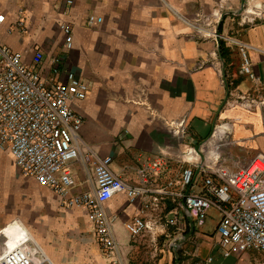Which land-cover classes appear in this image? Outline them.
<instances>
[{
    "label": "crops",
    "instance_id": "obj_1",
    "mask_svg": "<svg viewBox=\"0 0 264 264\" xmlns=\"http://www.w3.org/2000/svg\"><path fill=\"white\" fill-rule=\"evenodd\" d=\"M216 1H229V6L217 22L218 36H213L208 32L215 30L209 21ZM234 1H241V8L232 7ZM243 1L264 0H0L5 15L2 43L19 51L48 82L64 79V72L71 71L87 83L85 98L72 103L83 117V142L124 181L139 184V170L150 172L148 194L129 202L118 193L103 204L106 215L113 217L122 264H163L169 255L157 254L158 247L162 252L167 245L196 238V226L204 224L206 214L197 224L174 191L190 147H198L223 126L227 130L221 131V140L230 143L223 144L222 162L228 167L244 165L264 152V9L258 15L247 13ZM88 14L102 21L86 26ZM18 17L24 20V30L15 27ZM61 22L71 26L69 49L64 47ZM241 44L247 45L255 78L239 72ZM35 49L43 55L38 64L32 61ZM54 57L60 58L55 75ZM85 154L81 148L80 156L69 162L72 193L89 189L87 165L96 160L90 157L85 163ZM200 186L199 179L187 190L198 191ZM144 203L155 206L141 212ZM71 209L49 188L22 175L9 152L0 149V230L15 220L28 221L31 227L41 224L46 237L55 239L63 226L60 220L72 215V228L78 226L74 220L79 210ZM138 214L148 229L131 236L125 223ZM89 224V239L78 226L75 237L68 243L62 240L57 248L39 241L55 264H88V257L76 259L73 249H92L96 240ZM149 245L154 252H136ZM15 246L6 244L8 249Z\"/></svg>",
    "mask_w": 264,
    "mask_h": 264
},
{
    "label": "built area",
    "instance_id": "obj_2",
    "mask_svg": "<svg viewBox=\"0 0 264 264\" xmlns=\"http://www.w3.org/2000/svg\"><path fill=\"white\" fill-rule=\"evenodd\" d=\"M4 21L5 15L0 13V26ZM101 21L100 16L88 14L85 25L93 27ZM59 26L64 35V47L69 49L71 26L67 22ZM15 27L25 29L22 17H18ZM208 34L218 36L215 30ZM245 49L247 45L241 44L243 62L239 72L255 78ZM42 56L41 50L35 49L33 63H40ZM59 59H52L54 75L58 72ZM87 90V83L71 71L64 72V79L46 81L39 71L24 62L19 51L0 41V149L9 152L22 175L49 188L62 206L83 209L93 226L95 240L107 257L106 264H122L113 217L106 215L103 204L118 193H124L129 202L148 194L150 172L139 170V184L124 181L83 142L79 132L83 117L74 110L72 103L84 99ZM214 133L199 143L198 150L188 149L187 165L181 169L174 191L184 207L192 212L197 224H202L206 209L214 207L217 210L216 246L222 257L244 252L264 255V152L255 154L244 165L230 168L219 160L218 154L209 151L213 141L225 134ZM81 148L86 150L85 163L90 157L96 161L87 165L89 189L72 193L73 181L68 166L80 156ZM199 179L200 190L188 191L187 186L197 184ZM154 206L144 203L141 212ZM168 222L174 223L172 219ZM125 229L131 236H137L147 230L148 225L138 214L125 223ZM0 264L55 263L37 242L22 236L11 249L5 244L0 252ZM257 264H264V261Z\"/></svg>",
    "mask_w": 264,
    "mask_h": 264
},
{
    "label": "rangeland",
    "instance_id": "obj_3",
    "mask_svg": "<svg viewBox=\"0 0 264 264\" xmlns=\"http://www.w3.org/2000/svg\"><path fill=\"white\" fill-rule=\"evenodd\" d=\"M228 2L227 1H216V5L214 8L215 11L211 14L212 20L210 21L211 23L209 26L211 27L214 24L215 32H217V24L219 23L222 16L224 15L223 12L228 9V6H229ZM243 2L244 4L247 3L245 6H243V9L246 10L247 13L258 15L260 11L264 9V1H243ZM234 4L236 7L241 8V1H234L232 7L234 6ZM251 6H253V9H255L253 10V12L251 10L252 9ZM198 24H196V26H198ZM199 28L201 31L202 29H205V27H202V26H199ZM208 31L209 29H207V31L203 30L205 35H207L206 32ZM224 130L226 131L227 129H224ZM221 139L222 138L214 140L213 144L209 146V148L211 149L209 148L208 149L209 151H213L214 154H218L220 157L219 160L222 161L223 156H224L222 152L223 144L229 145L230 141L226 140V143H225V142H222ZM224 157H226V155ZM233 166L238 167V165H233ZM8 209L9 207H7V210ZM76 209L79 211L76 213L74 221L75 223L78 222V226H81V227L83 226L85 230V236H87V239H89L88 238L89 234H91V226L89 224L90 222H88V219L85 217L84 212L81 211L79 208L77 207L72 208L70 211H74ZM205 214L206 215L204 219V224L202 226H196V230H195L196 233H194V235H196L195 239L186 240L184 243L180 245L177 243L174 246L167 245L164 247V250L162 252L158 250L160 248L158 247L157 251H155L157 254L164 253L166 255H169V257H167L168 260L165 261V263L163 264H257L258 262L264 261V255L255 253V252H244L242 254H237V255L232 254L228 257H222L219 251V248L216 246L217 235L214 232L215 222L217 221L218 214L216 210L212 207H210V209L208 208ZM72 218H73L72 215L70 219L67 218L69 222L65 221V219L59 221L60 225H62L61 221H63V226H60L62 227V229L61 231H57L58 232L57 235L59 236L56 235L58 238H55V239H48L46 237L47 235L45 231L46 229L44 230V228L41 229L39 227L41 226V224H39L38 226L35 223H32V227H31V223H28V221L27 222L21 221L20 223L24 227L25 233L23 234V236L30 237L35 241L37 240L36 242L45 251V245H43V243L41 242L46 241L48 247L50 249H53L52 247L57 248L58 247L57 244L60 243L62 240L68 243L67 242L68 240L70 242L73 239V237H75V235L77 234L75 229H77L78 226H75V228H72L73 226L71 224ZM7 224L8 223H6L5 225ZM81 229L82 228H80V230ZM9 240H10L9 237L5 238L3 235L0 234V252L5 247V244L10 243ZM39 240H41V242ZM95 243L96 242L94 241V243L92 244L93 245L92 249L88 248L90 247V245H87V249H84V253L81 252V249H77V248L73 249L74 257L78 259L77 256L83 255L84 257H88L87 259H85L88 261V264H106L107 257L102 255V253H100L98 247H95L96 246ZM70 247L71 246L67 244L66 246L67 252H69V250L71 249ZM136 252H139L142 254H150V252H154V247H152L151 245L139 247L136 250ZM64 257H67V254H65ZM61 264H72V263L62 262ZM140 264H154V263L146 261V262H141Z\"/></svg>",
    "mask_w": 264,
    "mask_h": 264
},
{
    "label": "bare ground",
    "instance_id": "obj_4",
    "mask_svg": "<svg viewBox=\"0 0 264 264\" xmlns=\"http://www.w3.org/2000/svg\"><path fill=\"white\" fill-rule=\"evenodd\" d=\"M223 129V126H217L214 134L217 135ZM0 233H3L4 236L9 237L12 245L15 246L25 232L23 225L19 221L15 220L3 227L0 230Z\"/></svg>",
    "mask_w": 264,
    "mask_h": 264
},
{
    "label": "water",
    "instance_id": "obj_5",
    "mask_svg": "<svg viewBox=\"0 0 264 264\" xmlns=\"http://www.w3.org/2000/svg\"><path fill=\"white\" fill-rule=\"evenodd\" d=\"M196 149L198 150V147H196Z\"/></svg>",
    "mask_w": 264,
    "mask_h": 264
}]
</instances>
